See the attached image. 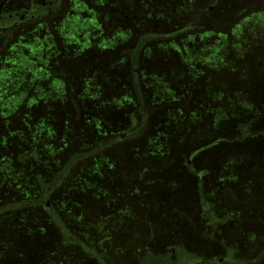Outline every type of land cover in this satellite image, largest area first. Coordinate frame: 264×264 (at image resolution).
Returning <instances> with one entry per match:
<instances>
[{"label": "rangeland", "instance_id": "1", "mask_svg": "<svg viewBox=\"0 0 264 264\" xmlns=\"http://www.w3.org/2000/svg\"><path fill=\"white\" fill-rule=\"evenodd\" d=\"M86 1L0 55V207L51 187L0 210V264H264V0ZM205 10L139 50V96L129 51Z\"/></svg>", "mask_w": 264, "mask_h": 264}, {"label": "flooded vegetation", "instance_id": "2", "mask_svg": "<svg viewBox=\"0 0 264 264\" xmlns=\"http://www.w3.org/2000/svg\"><path fill=\"white\" fill-rule=\"evenodd\" d=\"M74 0H0V55H2L3 50H7L8 48L12 46L16 47H23L24 44H27L30 40H26L25 36L29 35L28 32L31 30H35L36 33H39L40 28H44L42 31L41 35H35L33 38H38L40 37L41 39L44 38V34H46L48 43L47 49H50V34L52 33L54 35V38L56 40L55 32L56 28H51L50 29V22L54 21V19H57L58 17H64V16H70L74 9L72 7ZM84 2L87 3L86 0H83ZM84 4V3H83ZM91 8H84L80 10L83 15L86 17L88 16H93V3H91ZM215 5H210L209 9H213ZM117 11V10H116ZM208 10H205L202 12V14L196 18L190 25H187L185 27H181L180 29H177L173 32L170 33H158L156 30L149 32L148 34H145L144 36L141 37L139 46L136 50L134 51H129L132 55V63H133V70H134V77H135V84L136 88L138 91L139 96H143L142 90L140 87V79L138 74L140 73V69L138 67V53L139 50L143 47V45L148 42L151 39H162V40H171L174 39L175 41H178L180 37H184V35H187L189 33H194L196 31H202L204 26L206 27L207 24L205 23H200L199 18H202L205 12ZM118 12V11H117ZM56 25V23H55ZM208 26V25H207ZM99 28V27H98ZM19 33L24 34L23 38H20L21 40H18ZM34 35V34H32ZM31 36V35H29ZM204 41L208 39L207 35H204ZM39 39V38H38ZM35 40V39H34ZM33 40V42H34ZM40 40V39H39ZM39 40L37 43L34 44L35 48H37L39 44ZM41 41V40H40ZM45 41V40H44ZM29 45H33L29 44ZM26 47V46H24ZM47 54L49 55V51H47ZM129 134L128 132H121L113 135L112 137L108 138L107 142H104L102 144L98 143V146L96 149L103 147L104 145H110L115 141H118L119 139H123L127 137ZM112 139V141H110ZM188 162L190 163L191 160L188 159ZM194 174H196L199 178L201 176L197 174V171L193 170ZM203 182V180H202ZM51 187L45 186L42 184V195L37 198H32V199H24L22 201H31V203H24L21 204V206H27V205H45L48 206V208L51 206L50 199H48V193L49 189ZM21 202V201H17ZM13 202V203H17ZM10 203L8 206L0 207V210L10 208V207H15ZM203 204H205V201H203ZM19 206V205H17ZM51 210V209H50ZM208 214L210 215L211 218H213L210 210H206ZM205 218V217H204ZM212 230L213 232H216V223H213L212 225ZM75 241L80 242V240H77V238H74ZM179 252V251H177ZM182 252V251H181ZM179 252L178 257H181L184 263H189L192 261L193 253L189 250L184 249V251L181 253ZM231 259H226L225 256L219 257L215 259L214 264L222 263V264H259V260H252L251 258L249 260L245 258H236L235 256V251H231ZM100 260H102V255H98L97 252L95 253ZM177 255H173L172 259L169 258L168 256H161L157 255L154 256L153 258H146L144 260L143 264H178L177 260H174L177 258ZM261 260V257H259ZM103 261V260H102ZM107 264V263H106Z\"/></svg>", "mask_w": 264, "mask_h": 264}, {"label": "water", "instance_id": "3", "mask_svg": "<svg viewBox=\"0 0 264 264\" xmlns=\"http://www.w3.org/2000/svg\"><path fill=\"white\" fill-rule=\"evenodd\" d=\"M110 141H112V139ZM24 203H31V201H27V200L26 201H21V202L13 203L12 205L13 206H17V205H21V204H24Z\"/></svg>", "mask_w": 264, "mask_h": 264}]
</instances>
